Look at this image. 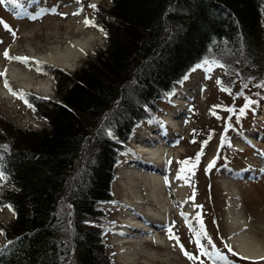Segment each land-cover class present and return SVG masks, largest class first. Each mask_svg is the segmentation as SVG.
Wrapping results in <instances>:
<instances>
[{"label": "trees", "instance_id": "1", "mask_svg": "<svg viewBox=\"0 0 264 264\" xmlns=\"http://www.w3.org/2000/svg\"><path fill=\"white\" fill-rule=\"evenodd\" d=\"M108 2L94 4L92 19L106 28L102 48L71 71L44 65L56 99L22 91L45 125L0 118V206L12 212L0 221V264H110L97 202L110 197L117 156L199 63L218 64L227 92L245 95L243 107L262 97L264 0ZM202 130L192 128L198 148L213 133Z\"/></svg>", "mask_w": 264, "mask_h": 264}, {"label": "rangeland", "instance_id": "2", "mask_svg": "<svg viewBox=\"0 0 264 264\" xmlns=\"http://www.w3.org/2000/svg\"><path fill=\"white\" fill-rule=\"evenodd\" d=\"M108 1L18 0L15 5L0 3L1 65L11 62L3 56L7 49L10 56L30 58L27 67L32 76L35 79L47 78L51 83L50 91L42 93L30 88L18 87L8 81L12 90L18 94L6 97L0 91V118L14 122L20 128L24 126L37 128L45 125V118L25 101L22 91L25 90L43 99H56L52 77L45 71L44 65H56L65 71H71L86 58L93 56L98 47L102 48L107 38L106 28L98 21H94L96 25L94 27L86 26L84 21L86 18L91 21L94 19L95 9L89 5L99 3L106 8ZM81 9L79 15H73ZM61 13L67 15L62 16ZM261 18L264 25V8ZM5 24L16 33L15 37L12 31L6 30ZM90 35L92 37L88 47L82 50L81 55L79 54L74 62L75 65L71 67L31 58L29 53L30 49L40 51L44 46L48 47L51 44L62 46L64 41L73 37ZM12 62L18 63V61ZM225 77L223 69L218 64L199 63L198 66L190 69L178 84H174L171 92H167L158 100L156 113H153L152 118L138 121L132 129L125 149L117 156L118 160L112 169L114 178L110 186V197L105 201L97 202L98 208L104 215L99 219L98 224L103 229L100 237L108 253L110 264H200L201 261L203 264H264V255L255 261L240 257L239 251L230 243L231 228L227 216L230 201H236L238 209L243 212L244 219L249 225L245 231L255 237L253 243L264 244V86L261 89L262 97L252 100L241 115L239 110L244 108L245 95H237L239 93L237 91L232 93L222 91L224 86L217 81L220 78L225 80ZM225 108L236 111H225ZM171 112L174 113L175 130L167 129L161 120L166 119L167 114ZM228 124L231 127H227ZM161 127L163 128L160 130L161 133L165 132L167 136V140L165 138V143L162 144L163 147L161 146V156L168 162L171 161V163L166 161L165 169L161 171L168 183L160 178L162 183L164 181V196L168 204L166 225L158 226V230H161L159 235L163 236L165 244L163 243V246L157 244L152 238L145 240L144 246L147 251H151V255L137 253L132 263L120 257L121 247L115 243L116 237L119 236L118 231L124 229L122 218L125 215L126 204L120 205L119 202H124L122 196L125 195L126 189L123 184L126 183L128 176L122 172L127 168L129 161L138 155L134 151L133 141L141 138L143 140L144 137L147 138L148 132L155 133ZM193 127H203L202 132L208 129L213 131L212 135L207 137L203 149L202 146L198 148L199 136L192 134ZM221 134L226 142L218 149L221 144ZM248 136L253 139V145L246 140ZM142 140V143H147L150 138L147 141ZM201 151L202 154L197 162V154ZM215 153L217 154L214 159L215 164L206 171ZM189 158L191 163L184 166L183 178L177 179V171L182 167L179 162ZM144 170L143 166H139L143 177L146 173ZM139 176L134 174L133 179L143 184ZM3 180L4 177L0 178V184ZM140 192L141 201L146 200L148 197L144 189H140ZM143 201L137 212L147 211ZM69 209L67 205L68 220ZM150 209L158 212V208L153 204L150 205ZM182 214H186L187 220ZM11 218L10 208L6 205L0 206V221L5 223ZM170 226L172 233L179 237V243L175 239H169ZM197 241L210 255H200ZM1 243L4 241L0 234ZM180 245H183L184 251L198 256L199 259H188ZM126 246L128 249V246L133 247L134 244L129 243Z\"/></svg>", "mask_w": 264, "mask_h": 264}, {"label": "bare ground", "instance_id": "3", "mask_svg": "<svg viewBox=\"0 0 264 264\" xmlns=\"http://www.w3.org/2000/svg\"><path fill=\"white\" fill-rule=\"evenodd\" d=\"M91 37V35L89 37H73L72 39L64 41L62 46L51 44L48 47L44 46V49L40 51L30 49L29 53L31 58L34 57L41 61H50L64 67H71L77 56L79 54L81 55L82 50L88 47ZM30 64L34 66L33 63ZM0 66V72H4L5 69L7 70L6 76H0V91L6 97H11L12 93L3 85L5 79L18 87L30 88L42 93L49 92L51 89L50 80L47 78L35 79L32 73L29 72L27 64L25 63H13L11 61L3 65L0 63ZM166 119L172 125L176 124L173 120L172 112L167 114ZM152 134L156 136V133L153 132ZM163 134L166 133L163 132ZM146 137L147 138L144 137L143 140L141 138V140H149L150 137ZM141 140L136 139V141H133V146L136 147L134 151L138 153L139 157L146 161L139 162L140 160L136 156L137 154H134L136 157L129 161L127 168L122 172V174L128 176L126 183L124 182L123 184L126 189V191H124L125 195L122 196L124 202H119L120 205L126 204L124 208L125 215L122 218L124 221V229L118 231L119 236L116 237L115 243L121 247L122 255L120 257L128 262H131L137 253H143L147 256L151 255V251H147L144 246L143 242H145V240H150L152 238L157 244L159 243L162 246L165 241H163V236L159 235L161 234L159 232L161 230H158L160 224L166 225L165 220L168 205L166 204L167 201H165V190L163 189L165 188L163 185L165 179L161 174V171L165 169V167H163L164 162H162L164 157L161 156V144L159 141L156 143H148L149 141H147V143H142ZM246 140L249 143L253 141L249 136L246 137ZM139 166L144 167V172H146L144 174L145 177L141 175ZM134 174L137 176L140 175L138 178H141L143 184H140V181H134ZM160 178L164 179L163 183ZM142 188L144 189L146 197H148L146 200H142L147 209L145 213L137 212L140 204H142L140 199V189ZM128 195L130 198H128ZM149 199L152 201L151 203L147 201ZM230 203L227 212L229 227L231 228L230 243L239 251L241 258L245 260H259L264 255V244L259 245L258 243H253L255 237L245 231V229L247 230L249 228V225L244 219L243 212L238 209V203L236 201H230ZM152 204L158 208V212H154L150 209V205ZM240 232L243 233L240 234ZM129 243L134 244V246H128L127 249L126 245Z\"/></svg>", "mask_w": 264, "mask_h": 264}, {"label": "snow or ice", "instance_id": "4", "mask_svg": "<svg viewBox=\"0 0 264 264\" xmlns=\"http://www.w3.org/2000/svg\"><path fill=\"white\" fill-rule=\"evenodd\" d=\"M5 2H7V3H11V4H14V5H15V4L18 3V0H0V3H5ZM77 2H79V0H77ZM89 7H92L93 9H95V8H96V5H89ZM80 11H82V9L79 10V11H77V12H75V13H73V15H79V14H80ZM60 15H62V16H66L67 14H66V13H61ZM0 22H2V21H0ZM84 23H85L86 26H93V27L96 26V25L94 24V21H91V20H89V19H87V18L85 19ZM5 28H6V30H8V31H12V30H11L6 24H5ZM100 30L103 31V29H100ZM12 35H13V37H15L16 33H15L14 31H12ZM105 35H106V33H105ZM0 42H2V41H0ZM3 56L5 57V59H7V60H9V61H18V62L25 63V64H27V62H28L29 59H30V58H28V57H16V56H10V55H9V51H8L7 49L4 51ZM37 63H39V62H37ZM38 70H39V69H38ZM6 72H7L6 69H5L4 72H0V76H6ZM217 83L220 84V83H222V82H221V81H217ZM4 86H5V87L9 90V92H11L13 95H17V94H18V93L14 92V91L12 90V88H11L10 84L8 83V80H7V79L4 80ZM260 86H264V85H260ZM244 87H247V85H244ZM221 90H222V91H229V92H230V90L227 89V88H222ZM242 94H243V93H238L237 95H242ZM250 103H251V101H247V100H246L245 107H244V108H241V109L239 110V112H240L241 115L244 114L245 109L250 105ZM214 107H217V106H214ZM225 111L235 112L236 110H235V109H232V108H225ZM227 127H231V125L228 124ZM193 142H195V141H193ZM224 142H226V141H222V144H223ZM229 143H230V142H229ZM205 145H206V142H205ZM202 149H203V146H202ZM201 154H202V151H201V153H198V154H197V157H196L197 162H198V160H199V156H200ZM168 163H171V161H169ZM179 163L181 164L182 167H181L180 169H178V171H177V177H176V178H177V179H182V178H183L182 173L185 171L184 166H185V165H188V164L191 163V158H189V159H187V160H184V161H180ZM214 164H215V161H214V160H213L212 162H210V164H209L208 168L206 169V171L210 170V169L214 166ZM193 167H195V165H193ZM0 178H3L2 175H0ZM165 183H168L167 179H165ZM9 207H10V206H9ZM182 215H185V219L187 220L186 214H182ZM197 219H199V217H197ZM173 223H174V222H173ZM201 223H202V221H201ZM189 227L191 228V225H190V224H189ZM168 233H169V239H175V240L179 243V237L175 236V235L172 233V228H171V226L168 228ZM0 234H3V233H2V230H0ZM209 242H210V241H209ZM9 243H11V241H9ZM196 243H197L198 248L200 249V255H203V256L210 255V253H208V252L204 249L203 245L199 244V241H197ZM180 247H181V250L184 251V249H183V245H180ZM2 252H3V249H0V253H2ZM184 255H185L188 259H190V260H197V259H199L198 256L192 255V254L188 253L187 251H184ZM200 264H203V261H201Z\"/></svg>", "mask_w": 264, "mask_h": 264}]
</instances>
